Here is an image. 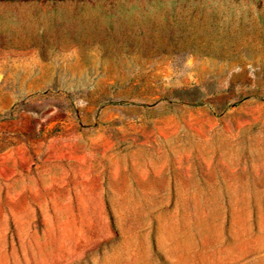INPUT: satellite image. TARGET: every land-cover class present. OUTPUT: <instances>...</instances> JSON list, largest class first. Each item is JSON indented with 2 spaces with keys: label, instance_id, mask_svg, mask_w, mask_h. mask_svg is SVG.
Wrapping results in <instances>:
<instances>
[{
  "label": "rangeland",
  "instance_id": "rangeland-1",
  "mask_svg": "<svg viewBox=\"0 0 264 264\" xmlns=\"http://www.w3.org/2000/svg\"><path fill=\"white\" fill-rule=\"evenodd\" d=\"M0 264H264V0H0Z\"/></svg>",
  "mask_w": 264,
  "mask_h": 264
}]
</instances>
